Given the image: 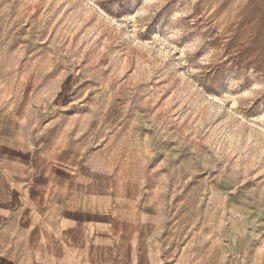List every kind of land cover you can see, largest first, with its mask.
Segmentation results:
<instances>
[{
  "label": "rangeland",
  "instance_id": "374dc122",
  "mask_svg": "<svg viewBox=\"0 0 264 264\" xmlns=\"http://www.w3.org/2000/svg\"><path fill=\"white\" fill-rule=\"evenodd\" d=\"M0 97L104 159L165 264H264V0H0Z\"/></svg>",
  "mask_w": 264,
  "mask_h": 264
},
{
  "label": "crops",
  "instance_id": "0c3cea01",
  "mask_svg": "<svg viewBox=\"0 0 264 264\" xmlns=\"http://www.w3.org/2000/svg\"><path fill=\"white\" fill-rule=\"evenodd\" d=\"M0 97V264H165L152 215L136 213L100 156L57 139L27 102Z\"/></svg>",
  "mask_w": 264,
  "mask_h": 264
}]
</instances>
